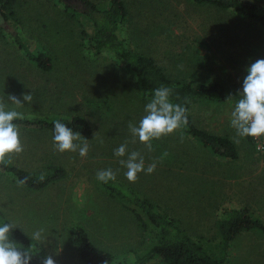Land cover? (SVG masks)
Wrapping results in <instances>:
<instances>
[{"label": "rangeland", "instance_id": "rangeland-1", "mask_svg": "<svg viewBox=\"0 0 264 264\" xmlns=\"http://www.w3.org/2000/svg\"><path fill=\"white\" fill-rule=\"evenodd\" d=\"M67 1L81 11L76 0H16L3 10L0 100L22 113V119L85 118L91 134L77 143L87 139L89 151L86 157L60 153L53 148V132L18 125L24 151L9 157L10 163L41 174L58 166L64 178L31 191L0 170V211L5 217L30 238L42 230L41 239L34 241L55 264H82L70 236L75 226L84 228L96 246L117 260H134L148 250L156 231L143 232L121 203L103 191L96 174L112 169L118 183L156 203L211 254L221 251L217 224L224 210L245 207L264 223V156L251 137H238L230 126L247 69L264 59V29L231 10L191 0H123L128 14L119 36L132 50L152 57L174 80L194 85L218 82L224 87L228 101L196 102L191 115L198 128L227 136L239 156L215 157L180 129L152 141L148 151L128 124L138 126L150 100L141 97L138 81L115 56L94 55L82 35L93 34L92 22L81 12L67 14ZM89 1L99 9L109 4ZM249 1L264 7V0ZM16 39L28 50L46 54L51 70L31 66ZM25 93H32L33 100L23 106L7 97L22 99ZM121 144L127 146L125 157L114 155ZM133 151L143 156L145 168L156 163L152 174L142 172L134 183L119 163ZM228 264H264V236L256 231L237 236Z\"/></svg>", "mask_w": 264, "mask_h": 264}, {"label": "trees", "instance_id": "trees-1", "mask_svg": "<svg viewBox=\"0 0 264 264\" xmlns=\"http://www.w3.org/2000/svg\"><path fill=\"white\" fill-rule=\"evenodd\" d=\"M16 0H0V16ZM62 1V0H60ZM65 1V0H64ZM197 5H211L220 10H231L243 18L254 21L264 29V7L249 0H191ZM68 2V1H67ZM82 6L79 11L75 5H64L67 14L81 12L93 24V34L83 38L91 46L94 55L109 53L115 56L123 68L132 74L138 81L139 93L144 99L151 100L154 89L161 86L172 89L171 102L180 104L187 109V125L180 128L181 133L195 140L203 149L215 157L236 160L238 151L234 143L227 136L208 133L196 126L191 115L192 105L196 102L210 104H223L229 100V95L218 82H202L194 85L186 79H172L165 70L149 55L132 50L126 41L119 36L120 28L127 18V8L123 0H109L105 9L97 8L89 0H76ZM70 14V15H72ZM73 16V15H72ZM16 43L23 50L28 63L41 72H49L52 68L50 58L42 52H32L20 40ZM60 121L70 127L73 132H79L82 137L91 134V127L87 120L81 116H73L69 120H47L46 118L18 119L17 125L32 127L54 132V122ZM174 160L171 159V162ZM50 173L29 172L20 169L10 162L0 165V170L11 177L16 183L27 177V183L21 185L31 191H40L52 183L64 178L61 167H49ZM47 171V172H48ZM43 175L44 179L40 177ZM103 191L113 201H119L122 208L137 223L143 232L150 229L156 231L155 240L148 250L137 256L134 260H117L116 256L105 249L99 248L92 242L88 233L81 226H75L70 231L73 244L78 252L82 264H150L159 261L161 264H228L233 243L237 236L243 232L256 231L264 236V223L252 217V213L245 207L224 210L218 221L221 251L218 255L211 254L203 246L194 241L179 225V222L149 198L139 194L133 187L121 185L116 180L102 183ZM10 223L0 211V224ZM13 225V224H12ZM152 232V231H151ZM10 240L22 250L32 249L31 264H42L46 256L43 248L19 228L13 225Z\"/></svg>", "mask_w": 264, "mask_h": 264}, {"label": "clouds", "instance_id": "clouds-1", "mask_svg": "<svg viewBox=\"0 0 264 264\" xmlns=\"http://www.w3.org/2000/svg\"><path fill=\"white\" fill-rule=\"evenodd\" d=\"M172 89L161 86L154 89L152 99L145 105V115L139 121L138 126L129 122L128 128L133 137H138L148 151H152V141L160 140L177 132L182 126L187 125V109L180 104L171 102ZM240 97L231 112L230 126L235 129L236 135L241 138L251 137L258 139L264 137V59H258L247 69V75L243 80ZM8 100L13 105L23 106L24 102L33 100L32 93H25L22 99L10 94ZM231 98V97H229ZM22 113L15 109H8L3 100H0V165H7L9 157L19 155L24 151L20 139L19 127L16 120L22 119ZM79 132L66 124L55 121L53 132L54 150L65 152H78L80 157H86L89 151L87 139L83 143ZM126 144H121L114 150L117 157H125ZM119 163L126 168L125 177L129 182H136L138 174L144 172L152 174L156 169L153 162L145 168L143 156L133 151L127 155V159H121ZM97 180L108 183L116 179V173L112 169L97 172ZM44 179L43 175L40 177ZM21 185L27 183V177L20 180ZM13 225L0 224V264H31L32 249L22 250L10 240V232ZM41 231L32 234V240L41 239ZM42 264H55L51 256L43 259Z\"/></svg>", "mask_w": 264, "mask_h": 264}, {"label": "built area", "instance_id": "built-area-1", "mask_svg": "<svg viewBox=\"0 0 264 264\" xmlns=\"http://www.w3.org/2000/svg\"><path fill=\"white\" fill-rule=\"evenodd\" d=\"M252 141L255 145V149L264 156V137L254 139L252 138Z\"/></svg>", "mask_w": 264, "mask_h": 264}]
</instances>
